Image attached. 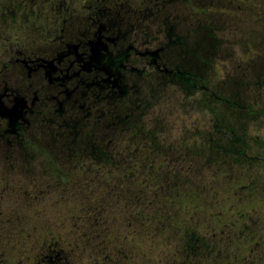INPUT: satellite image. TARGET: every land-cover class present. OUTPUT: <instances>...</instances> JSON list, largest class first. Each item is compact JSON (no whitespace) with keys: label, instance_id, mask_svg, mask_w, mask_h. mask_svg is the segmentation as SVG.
Instances as JSON below:
<instances>
[{"label":"flooded vegetation","instance_id":"af4514ba","mask_svg":"<svg viewBox=\"0 0 264 264\" xmlns=\"http://www.w3.org/2000/svg\"><path fill=\"white\" fill-rule=\"evenodd\" d=\"M190 1L0 0V264H137L108 241L126 238L139 264H264V183L232 178L225 199H206L182 178L216 137L171 156L145 119L143 88L199 78L182 42ZM114 190L139 225L122 238L104 228ZM181 197L203 211L171 225Z\"/></svg>","mask_w":264,"mask_h":264},{"label":"rangeland","instance_id":"374dc122","mask_svg":"<svg viewBox=\"0 0 264 264\" xmlns=\"http://www.w3.org/2000/svg\"><path fill=\"white\" fill-rule=\"evenodd\" d=\"M188 6H195L198 13L190 17L189 7H186L184 13L185 36L182 42L187 50L185 60L192 59V62L185 63L186 69L196 72L199 78L195 81L198 84L203 81L210 91L220 93L224 97H234L240 105L251 107L248 111L252 110L253 114H249L245 122H235L236 129L239 134L244 131L248 137L262 142L260 146L254 145L251 153L255 150L264 153V0H191ZM194 19L201 20L200 24L204 27H189ZM195 24L198 25L199 22L195 21ZM198 47L200 57L193 59L194 50ZM141 93L143 97L148 96L149 107L145 119L150 122L149 126L155 134L168 137L171 156L180 151L192 152L193 143L190 142L193 141L194 135L206 137L214 132L211 124L203 119L207 113L204 109L206 103L202 100L205 91L196 89L188 92L183 85L169 83L155 85L152 91L143 88ZM141 104L144 107L145 103ZM225 112L226 119L230 120V123L234 122L236 114L232 113L233 117L230 118L231 109ZM220 131L212 136H232L226 133L224 128ZM182 143H185L184 148ZM225 149L226 146H221L217 150L225 153ZM199 151L201 156L196 157L197 159L192 156L193 159L187 161L192 169L182 178L186 179V185H193L198 193L203 190L208 193L211 188L215 194L212 198L222 200L226 198L227 185L232 178L242 179L243 184L251 179L264 183V171L258 160L234 153L213 152L206 155L208 149L204 145H201ZM220 157H224V160L219 159ZM176 166L181 165L179 163ZM176 181L182 184L179 177L175 178ZM78 189L80 191L76 190L75 196L82 194L81 185ZM166 192L171 198L177 194L174 190ZM119 195L115 190L105 192L107 221L104 228L108 233L122 238L134 231V228L139 230V225L130 222L132 209L124 206L126 199H121L124 197ZM202 196L211 198L209 193ZM172 205L175 212L167 218L171 225L183 215L196 216L203 211L202 205L190 198H177ZM45 225L40 224V227ZM72 226L70 223H57L55 227L57 231L70 232L74 231ZM33 227L34 224L27 223V232L34 231ZM76 227L81 226L78 224ZM108 241H112L109 243L111 248L124 249L122 263L128 260L129 263L139 264L148 259L135 251L130 239ZM153 263L158 262L154 259Z\"/></svg>","mask_w":264,"mask_h":264},{"label":"trees","instance_id":"16d2710c","mask_svg":"<svg viewBox=\"0 0 264 264\" xmlns=\"http://www.w3.org/2000/svg\"><path fill=\"white\" fill-rule=\"evenodd\" d=\"M202 82L198 84L194 78H187L178 79L175 81V84L183 85L188 92H191L192 90L194 91L196 89L205 91V93L202 95V100L206 103L204 109L207 111V113L203 119L207 120V122L211 124V128L214 130V132H212L210 136L207 137H216L212 136L213 133H220V130L223 128L226 133H230L232 136H230L229 138V135H221V138L216 137V139H212L210 140V142L209 140L206 143L202 142L201 145H204L205 147L207 146V152L209 153H234L247 158L248 156L246 153L250 151L249 148L251 146V144H249L250 140L248 139L246 132L242 131L241 134L237 132L235 122H245V119H248L249 117L248 115L253 114L252 110L248 111V109H251V107H245L243 105H240L234 97H224L220 93L210 91L208 87ZM214 104H216V107H214ZM227 109H231V115L229 116L230 118L233 117L232 113L236 114L235 120L232 123H230V120H227L225 117V110ZM221 146H226V149L224 151L225 153H222L220 150H217L220 149ZM219 159L224 160V157H220Z\"/></svg>","mask_w":264,"mask_h":264}]
</instances>
